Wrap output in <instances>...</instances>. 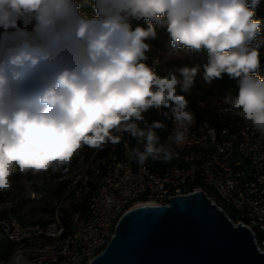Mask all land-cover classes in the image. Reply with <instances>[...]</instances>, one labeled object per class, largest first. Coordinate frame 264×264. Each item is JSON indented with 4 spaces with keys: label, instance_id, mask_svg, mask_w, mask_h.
I'll use <instances>...</instances> for the list:
<instances>
[{
    "label": "clouds",
    "instance_id": "1",
    "mask_svg": "<svg viewBox=\"0 0 264 264\" xmlns=\"http://www.w3.org/2000/svg\"><path fill=\"white\" fill-rule=\"evenodd\" d=\"M88 2L0 0V190L12 187L17 169L40 173L83 145L118 143L114 130L144 144L133 151L140 164L169 161L171 149L154 131L161 124L144 113L168 109L177 125L169 140L183 144L180 128L193 115L180 93L201 67L209 84L225 74L238 79L224 103L264 135L261 0H91V16L81 10ZM157 28L175 49L206 51L207 63L158 74L146 63ZM8 264L30 262L17 252Z\"/></svg>",
    "mask_w": 264,
    "mask_h": 264
},
{
    "label": "bare ground",
    "instance_id": "2",
    "mask_svg": "<svg viewBox=\"0 0 264 264\" xmlns=\"http://www.w3.org/2000/svg\"><path fill=\"white\" fill-rule=\"evenodd\" d=\"M256 11L264 15V5L260 4ZM149 43L146 63L158 74L166 75L161 53ZM228 92L234 95L235 88L196 100V109H188L193 115L191 136L185 135L180 145L169 140L177 125L168 109L153 108L144 113L148 123L161 124L154 131L160 143L171 149L172 158L167 162L149 157L140 164L133 151H143L144 144L127 132L114 130L113 135L120 137L118 143L109 141L101 148H94L83 157L77 171L63 180L64 187L59 192H54L58 184L54 187L50 197L52 214L45 223L19 220L15 211L17 196L1 193L0 224L13 249L5 257L0 256V264H8L17 252L23 253L30 264H88L107 244L120 217L138 204L148 181L158 187H171L172 182L197 184L234 224L250 227L258 248L264 252V177L261 176L264 168L259 175L260 160H254L252 151L241 149V167L249 166L245 169V179L254 183L252 193L259 198L255 201L248 189H241L242 180L235 168L222 162L229 132H249L248 140L254 141H264V135L224 103ZM140 126L144 123L140 122ZM185 130L186 126L180 128L182 132ZM46 180L35 182L34 188L28 190L29 199L33 200L31 194H37V200L46 195ZM169 195H178V188H169ZM151 203L154 200L144 204Z\"/></svg>",
    "mask_w": 264,
    "mask_h": 264
},
{
    "label": "water",
    "instance_id": "3",
    "mask_svg": "<svg viewBox=\"0 0 264 264\" xmlns=\"http://www.w3.org/2000/svg\"><path fill=\"white\" fill-rule=\"evenodd\" d=\"M88 264H264V252L249 226L194 191L129 209Z\"/></svg>",
    "mask_w": 264,
    "mask_h": 264
},
{
    "label": "trees",
    "instance_id": "4",
    "mask_svg": "<svg viewBox=\"0 0 264 264\" xmlns=\"http://www.w3.org/2000/svg\"><path fill=\"white\" fill-rule=\"evenodd\" d=\"M86 15H95L92 7H91V0L87 4H85L81 9ZM256 16L259 19L264 20V15L256 11ZM136 23L147 27L148 21L147 20H140ZM261 35L257 37V41L264 40V24H262ZM157 35L158 38L154 41H151L155 51H159L165 63L166 71L170 68H177L183 67L185 65L193 66L195 64L203 65L207 63L208 56L207 52L204 50L197 51L195 53H191L189 50L184 48L175 49L172 47L170 37L166 34L164 29L157 28ZM261 52V66L257 71V75L264 77V45H261L260 48ZM203 68L201 67L200 72L197 73L196 77L194 78V82L190 89L187 92H181L180 94L184 95L188 101V109L194 110L196 109V100L199 98H204L206 96L212 95L214 93H222L225 92L228 88L233 87L238 89V79H230L227 74L223 76L222 79L214 80L211 84L205 82L203 80ZM179 92V89H178ZM84 151L86 156L89 155L94 148H91L87 145H83ZM17 176L19 175L18 169L15 173ZM64 183L60 182L55 188L54 192H59L63 187ZM0 193V199H1ZM18 197H20L18 195ZM17 197V198H18ZM29 200V199H28ZM23 208V204L17 201L16 206V214L19 220L25 221L23 215L19 213V209ZM3 215V214H2ZM33 223H41V222H33ZM45 223V222H43ZM13 249V243L9 242L5 239L3 226L0 224V256L5 257L8 255Z\"/></svg>",
    "mask_w": 264,
    "mask_h": 264
},
{
    "label": "rangeland",
    "instance_id": "5",
    "mask_svg": "<svg viewBox=\"0 0 264 264\" xmlns=\"http://www.w3.org/2000/svg\"><path fill=\"white\" fill-rule=\"evenodd\" d=\"M85 156L86 154L82 146L71 156V159L67 163L59 167L54 165L48 170L36 174H33L31 171L21 173L18 170L19 175L14 174L12 177V187L8 191L0 190V193H5L9 197L11 195L20 196L18 197V205L19 203L23 204V208L19 209V213L23 215L24 222H47L52 214L50 197L54 187L68 178L70 174H74ZM47 174H49L48 177ZM40 179H47L46 186L48 189L46 190V195L39 200H31L27 196L28 190L34 188L35 182Z\"/></svg>",
    "mask_w": 264,
    "mask_h": 264
},
{
    "label": "built area",
    "instance_id": "6",
    "mask_svg": "<svg viewBox=\"0 0 264 264\" xmlns=\"http://www.w3.org/2000/svg\"><path fill=\"white\" fill-rule=\"evenodd\" d=\"M261 4L264 5V0H261ZM236 90L237 89L235 88V92ZM184 132L186 137L191 136L190 123L186 124V130ZM248 133L249 132L246 131L229 132L228 148H226V155L222 156V162L227 164L230 168H235L236 172L238 173L239 180H242L241 189H248L251 192V198L257 201L259 199L258 196H255V194L252 193V185L254 183H251L250 181L245 179V169L249 168V166L241 167V149H248V151H252L254 160H260L259 175H261V168H264V141L263 139L261 141L248 140ZM261 176L264 177V175ZM37 185L38 184L36 183V186ZM169 188H178V195H185L194 191H201V188H199L197 184L182 185L181 182H172L171 187H158L157 185H152L151 181H148L143 196H141V198H138V204L134 205L133 207L147 203V200H154V204H160L163 203L164 200H169L171 197L175 196L169 195ZM31 195H33V200L38 199L37 194ZM207 197L209 198V195H207ZM209 200L211 201L210 198ZM82 234L84 233H81V236Z\"/></svg>",
    "mask_w": 264,
    "mask_h": 264
}]
</instances>
